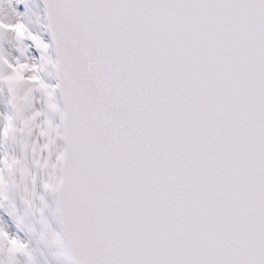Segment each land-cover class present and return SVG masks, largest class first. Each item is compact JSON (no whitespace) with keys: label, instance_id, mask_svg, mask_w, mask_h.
<instances>
[{"label":"snow or ice","instance_id":"6c2138e0","mask_svg":"<svg viewBox=\"0 0 264 264\" xmlns=\"http://www.w3.org/2000/svg\"><path fill=\"white\" fill-rule=\"evenodd\" d=\"M0 106V264H264V0H0Z\"/></svg>","mask_w":264,"mask_h":264},{"label":"rangeland","instance_id":"374dc122","mask_svg":"<svg viewBox=\"0 0 264 264\" xmlns=\"http://www.w3.org/2000/svg\"><path fill=\"white\" fill-rule=\"evenodd\" d=\"M13 1L16 3V0H13ZM12 7H13V4H12ZM15 8H16V4H15ZM45 39H47V34H45ZM2 111H3V107L0 106V112H2ZM0 217H4V213L3 212H0ZM34 247H36V249H37V251H36L37 258L39 260H41L42 264H44L45 261H49L50 264H56V262H51V257L48 256L47 251L45 249H43L42 245H37V244L34 243ZM41 252L44 253L42 256L40 255ZM59 264H63V262H59Z\"/></svg>","mask_w":264,"mask_h":264}]
</instances>
